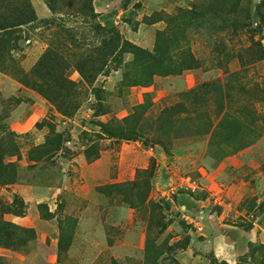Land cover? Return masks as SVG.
<instances>
[{
  "label": "rangeland",
  "instance_id": "obj_1",
  "mask_svg": "<svg viewBox=\"0 0 264 264\" xmlns=\"http://www.w3.org/2000/svg\"><path fill=\"white\" fill-rule=\"evenodd\" d=\"M30 1L0 46V264L260 263L264 0Z\"/></svg>",
  "mask_w": 264,
  "mask_h": 264
},
{
  "label": "trees",
  "instance_id": "obj_2",
  "mask_svg": "<svg viewBox=\"0 0 264 264\" xmlns=\"http://www.w3.org/2000/svg\"><path fill=\"white\" fill-rule=\"evenodd\" d=\"M6 0H0V7ZM5 5V4H4ZM6 7V6H5ZM8 9V7L6 8ZM13 16H8V14L0 15V46L1 44L14 45L17 44L19 40V36H17L19 27L23 25H27L36 21L37 16L36 12L31 4L30 0H23L22 4L17 5L14 9ZM14 41V42H13ZM260 48L257 50L256 54L259 55L260 58H264V46L260 44ZM164 59V58H163ZM63 85H66L68 88H73L74 83L64 79ZM4 127L0 123V130ZM119 138L129 139L131 134H127L126 132H120L117 134ZM3 138L0 137V185L9 184L15 181L17 178V169L14 162H6V156L14 155L9 149L8 145H4ZM14 205V206H13ZM19 207L20 210H18ZM26 203L23 199L16 197L13 201L12 207L8 209V212L14 213L17 215H23L25 213ZM42 215L47 217V214L44 210V206L40 205ZM4 226L0 228V231H6L9 224L4 222ZM264 250V246H263ZM246 264V263H242ZM258 264H264V257L261 262Z\"/></svg>",
  "mask_w": 264,
  "mask_h": 264
}]
</instances>
